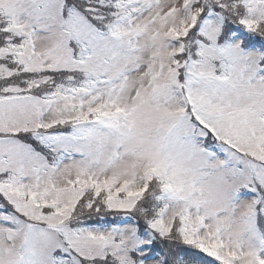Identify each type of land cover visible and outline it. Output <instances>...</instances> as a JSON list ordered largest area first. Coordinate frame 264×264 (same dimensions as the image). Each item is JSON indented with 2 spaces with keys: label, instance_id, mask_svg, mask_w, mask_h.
I'll return each mask as SVG.
<instances>
[{
  "label": "snow or ice",
  "instance_id": "6c2138e0",
  "mask_svg": "<svg viewBox=\"0 0 264 264\" xmlns=\"http://www.w3.org/2000/svg\"><path fill=\"white\" fill-rule=\"evenodd\" d=\"M0 264H264V0H0Z\"/></svg>",
  "mask_w": 264,
  "mask_h": 264
}]
</instances>
